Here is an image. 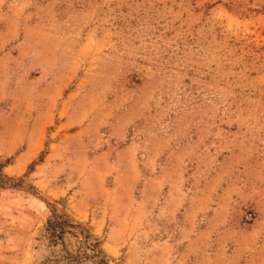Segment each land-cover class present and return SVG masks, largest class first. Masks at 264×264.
<instances>
[{
    "label": "rangeland",
    "instance_id": "1",
    "mask_svg": "<svg viewBox=\"0 0 264 264\" xmlns=\"http://www.w3.org/2000/svg\"><path fill=\"white\" fill-rule=\"evenodd\" d=\"M0 166V264H264V0H0Z\"/></svg>",
    "mask_w": 264,
    "mask_h": 264
},
{
    "label": "trees",
    "instance_id": "2",
    "mask_svg": "<svg viewBox=\"0 0 264 264\" xmlns=\"http://www.w3.org/2000/svg\"><path fill=\"white\" fill-rule=\"evenodd\" d=\"M15 185L17 184L12 183L10 177L0 171V187H13ZM43 231L44 236L51 245H61L64 257L68 261L78 263L88 260L91 264H108V258L99 248L98 241L93 237L88 227L73 221L66 213H57L53 208L50 215L45 219ZM68 238H72L76 242L73 251L66 247Z\"/></svg>",
    "mask_w": 264,
    "mask_h": 264
}]
</instances>
